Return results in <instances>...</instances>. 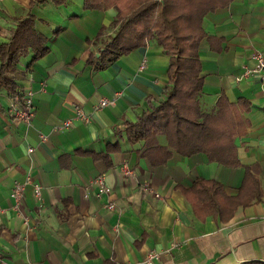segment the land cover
Masks as SVG:
<instances>
[{
  "label": "crops",
  "instance_id": "obj_1",
  "mask_svg": "<svg viewBox=\"0 0 264 264\" xmlns=\"http://www.w3.org/2000/svg\"><path fill=\"white\" fill-rule=\"evenodd\" d=\"M115 14L84 9L83 0H0V44L33 15L48 47L35 60L32 52L19 58L11 74L18 94L0 88V264H264V82L239 76L264 53V0H230L202 19L201 108L210 112L220 96L250 104L235 137L239 166L203 151L164 159L128 138L126 124L165 97L169 57L151 38L98 65ZM28 92L30 121L13 112ZM76 106L90 120L75 118ZM67 118L72 124L59 127ZM154 140L167 144L164 135ZM100 174L109 191L98 194ZM27 176L41 185L40 199L27 183L15 207L9 194ZM199 177L236 197L228 218L195 212L186 190ZM149 250L159 254L151 262Z\"/></svg>",
  "mask_w": 264,
  "mask_h": 264
},
{
  "label": "trees",
  "instance_id": "obj_2",
  "mask_svg": "<svg viewBox=\"0 0 264 264\" xmlns=\"http://www.w3.org/2000/svg\"><path fill=\"white\" fill-rule=\"evenodd\" d=\"M45 1L49 0H31V6ZM52 1L62 5L66 0ZM229 1L83 0L84 9L114 7L116 10L109 23L114 31L100 50L98 65L144 46L151 38L156 39L169 57L165 97L150 111L126 124L131 141L144 139L148 148L164 151V159L170 156L171 150L182 154L203 151L210 161L239 166L235 137L241 135L248 124L243 113L250 108L249 102L243 97L230 102L226 96H220L207 112L201 108L198 98L204 80L200 75L198 51L201 40L206 37L202 19L208 11ZM46 40L34 27L33 15L18 22L7 43L0 44V88H6L12 95L18 94L11 75L16 63L27 52H32L33 60L43 55L48 49ZM157 135H164L167 144H156ZM186 194L196 213L209 212L222 219L228 218L238 203L236 197L226 195L221 183L214 179H195Z\"/></svg>",
  "mask_w": 264,
  "mask_h": 264
},
{
  "label": "built area",
  "instance_id": "obj_3",
  "mask_svg": "<svg viewBox=\"0 0 264 264\" xmlns=\"http://www.w3.org/2000/svg\"><path fill=\"white\" fill-rule=\"evenodd\" d=\"M254 57H255V62L253 64V66H244L242 69V72L240 73L239 76L240 77H249V76L257 75L264 82V53L263 52H257V53H255ZM143 64H141L140 66L143 67ZM29 95H30V92H28V94H25L23 97L24 100L21 98L22 99V106L15 107L14 111H13L14 114L18 118L23 119V120L25 119L26 121H30L34 115V113H33L34 106L32 104V100L30 99ZM110 102H111V100L102 99L100 101L99 105H109ZM263 111H264V108H263ZM75 118L80 119V120H84V121H88V120H90V115L85 113L83 110H81V108L79 106H76ZM71 124H72V119L67 118V120H65L59 127L68 128V126ZM28 150L32 151L33 148L29 147ZM123 168H124L125 173L131 172V170L129 168H127L125 165L123 166ZM95 182L98 183V189H97L98 194L109 191V188L106 186V184L102 180L101 174L95 179ZM27 183H31L33 185L34 195L36 196L37 199H40L41 185H39L38 182L32 181V179L29 176H27L26 179L23 181H16L13 184L12 190L9 194L10 198L12 200H14V206L15 207H18L21 204ZM108 206L110 208H113L114 203L111 202ZM175 244H176V242L173 243V245H175ZM158 256H159V254H157L155 251L149 250L146 252L145 260L147 262H151L152 260L157 259Z\"/></svg>",
  "mask_w": 264,
  "mask_h": 264
}]
</instances>
